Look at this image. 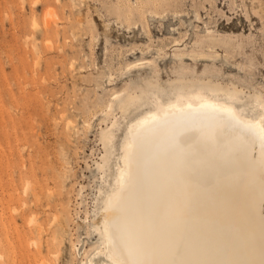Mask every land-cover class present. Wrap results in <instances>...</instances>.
Returning a JSON list of instances; mask_svg holds the SVG:
<instances>
[{
    "label": "rangeland",
    "instance_id": "rangeland-1",
    "mask_svg": "<svg viewBox=\"0 0 264 264\" xmlns=\"http://www.w3.org/2000/svg\"><path fill=\"white\" fill-rule=\"evenodd\" d=\"M205 84L264 118V0H0V264H86L150 90Z\"/></svg>",
    "mask_w": 264,
    "mask_h": 264
},
{
    "label": "bare ground",
    "instance_id": "bare-ground-1",
    "mask_svg": "<svg viewBox=\"0 0 264 264\" xmlns=\"http://www.w3.org/2000/svg\"><path fill=\"white\" fill-rule=\"evenodd\" d=\"M217 87L174 88L166 102L150 90L156 103L123 131L98 206L104 248L86 264H264V118Z\"/></svg>",
    "mask_w": 264,
    "mask_h": 264
}]
</instances>
